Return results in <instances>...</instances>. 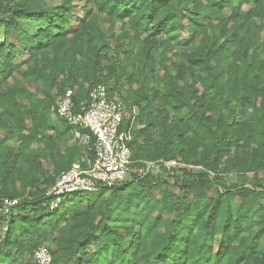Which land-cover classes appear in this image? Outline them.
Returning a JSON list of instances; mask_svg holds the SVG:
<instances>
[{"label":"trees","instance_id":"16d2710c","mask_svg":"<svg viewBox=\"0 0 264 264\" xmlns=\"http://www.w3.org/2000/svg\"><path fill=\"white\" fill-rule=\"evenodd\" d=\"M75 1H0V197L18 198L1 217L0 264H32L45 243L50 264H264V0H78L79 13ZM205 22L212 33L200 30ZM186 32L192 46L178 42L183 51L165 64L161 86L124 97L138 109L129 146L137 166L162 157L202 171L183 169L177 192L159 198L153 176L133 174L132 182L62 195L50 208L46 192L81 146L69 151L70 125L52 120L55 98L78 86L79 107L90 87L118 80L135 60L152 79L153 51ZM120 54L115 66L104 64ZM27 83L43 85L42 96ZM148 92L176 117L160 123L159 141L151 102H141ZM174 140L179 147L168 150ZM208 172L214 180L234 172L242 182L251 172L252 184L212 196Z\"/></svg>","mask_w":264,"mask_h":264},{"label":"built area","instance_id":"2783aa9c","mask_svg":"<svg viewBox=\"0 0 264 264\" xmlns=\"http://www.w3.org/2000/svg\"><path fill=\"white\" fill-rule=\"evenodd\" d=\"M51 109L73 128V138L82 146L85 156L61 171L48 189L46 195L54 197L50 208L58 206L62 195L98 192L101 187L122 182L131 174H143L151 164L135 165L129 143L133 140L138 109L135 104H126L121 93L112 86L95 83L79 107L75 106L73 90L67 88L55 98ZM17 202L18 198L0 197V226L4 222L1 217ZM51 260L45 246L34 250L32 264H50Z\"/></svg>","mask_w":264,"mask_h":264},{"label":"rangeland","instance_id":"374dc122","mask_svg":"<svg viewBox=\"0 0 264 264\" xmlns=\"http://www.w3.org/2000/svg\"><path fill=\"white\" fill-rule=\"evenodd\" d=\"M2 2H10V3H14L15 1L18 0H0ZM43 1V3H45L46 5H56L60 2V0H41ZM82 5L81 1H75L74 5H72L74 12L78 11V13L80 12V6ZM91 9L93 8L92 5L90 6ZM244 8H247L246 6ZM226 15V13L224 14ZM213 23H216L217 21H212ZM24 24V23H23ZM185 24H188V22L185 21ZM25 27L28 28V24H24ZM120 26V22H117L115 25V29H118ZM204 29V31H206V34H210L212 33L211 27L209 26V24L207 22L203 23V25H201L200 30ZM249 34L250 35H254V31L251 28L249 30ZM260 35L262 37V39H264V30L260 32ZM143 38L144 34H141ZM202 35L198 36L195 41H199L200 37ZM160 38L164 39L166 38V35L161 34ZM188 39L189 40V44L190 46H192V38H191V33L190 32H186L183 34H180L178 37L172 39L171 41V45L167 46L166 48H160L159 50L153 51V56H154V72L149 73L150 75H152V79L149 78V76L147 75L149 66L144 67L142 69L141 64L139 63V61L137 62L135 60V66L133 69H126V71H124L118 80H115L114 78L111 79L110 81H108L107 85L108 86H112V88H115L118 92L121 93V95L123 97L128 96L129 92H131L132 90H137L141 87V85L145 84L146 88H150V87H154L156 86H161L159 79L162 77L163 71H164V66L165 64H169L170 61L176 60L177 58H179L181 51H183L182 46H180L178 44V42L181 39ZM163 49V50H162ZM133 54H135L136 52V48H133ZM264 51V50H263ZM264 54V52H262ZM122 54H120V56L118 57L117 62L115 60H113V62H104L105 65H109L111 64L112 66H115L119 59H121ZM19 60V59H17ZM105 72H107V70L105 69ZM147 75V76H146ZM18 81H21V78L18 79ZM189 80L184 81L183 83H189ZM182 83V84H183ZM192 88H194L195 90L198 91V93H201V87L199 84L193 83L191 84ZM25 87H27L29 90H31L33 93H37V96L41 97L42 93H41V88L43 85L39 84V83H27L24 85ZM76 86V85H75ZM87 87V84L84 83L80 89H84ZM67 88H70L73 90V92L78 93L79 91V87L76 86H67ZM142 100V99H141ZM142 104H146L151 102V110H152V115H153V122H154V126L150 127L152 132H151V136L153 139H157V141H159L158 139V135H159V125L160 123L166 122L167 124L172 122L173 120L176 119L175 115L172 113V111L170 110H166L167 112H162L160 111L161 109V104L159 101L155 100L154 97L152 96V94L150 92H148L147 98L143 99ZM52 116L54 117L52 120L56 123L57 125H59V121H57L58 119L55 118L54 114L52 113ZM57 119V120H56ZM29 125V124H28ZM50 134L52 133L51 131H49ZM70 136L69 139L67 140L66 144H71L72 147H69V151H71L73 153V146L79 145L77 143H75L74 138L71 134L67 135ZM148 141V140H146ZM7 146H11L15 152H18L19 150V142L15 141V140H9L6 142ZM178 141L174 140L173 142H171L168 146V150H176L179 145H178ZM80 146V145H79ZM80 153L75 154L76 156L72 159H79L82 156L81 154V146L79 148ZM76 153V152H75ZM71 160V161H72ZM140 162H148L151 163L148 167L145 168V171L143 174H149L150 176H153V182L152 185L150 187L151 192L153 193L154 196L156 197H160L159 191L160 190H165L168 192H171L173 194H175L177 192L178 189V180L179 178L182 176L183 169L184 170H188L190 169L193 173L197 172V171H202V167L198 166V165H194V163H183V162H179L177 159H163L162 157L157 158V159H144V158H139ZM70 161V162H71ZM171 161H175L178 162V164L172 166L169 165ZM68 162V163H70ZM65 163V166L68 164ZM42 166L43 168L47 169V170H52L53 169V165L50 161L48 160H42ZM186 170V171H187ZM189 170V171H190ZM133 171V169H132ZM133 173V172H132ZM208 174L210 175V182H211V186L208 188V192L210 195H214L215 191L221 190L223 188L225 189H229V188H237L240 185H245V186H251L252 181H251V172H247L245 175L248 177V179L245 182H242L240 178L237 177V175L234 172L225 174H218L217 177H219V179L214 180L215 178V174L208 172ZM146 176V175H145ZM133 177V174L129 175L126 177V179L124 181H131ZM134 179V177H133ZM133 181V180H132ZM131 181V182H132ZM17 185H19L17 183ZM101 198H104V196H102ZM46 246H48V243H45ZM44 244L42 246H45Z\"/></svg>","mask_w":264,"mask_h":264},{"label":"crops","instance_id":"0c3cea01","mask_svg":"<svg viewBox=\"0 0 264 264\" xmlns=\"http://www.w3.org/2000/svg\"><path fill=\"white\" fill-rule=\"evenodd\" d=\"M54 116H55V118H57V119H58V118L61 119L60 117H57L56 115H54ZM53 118H54V117H53ZM57 119H56V120H57ZM59 119H58L57 121H59V125H60L59 127H61L62 124H61V122H60ZM56 123H57V122H56ZM68 126H69V125H68ZM69 129H70V130H69V134H71V135L73 136V128H72L71 126H69ZM73 137H74V136H73ZM74 142L77 143L76 141H74ZM69 145L71 146V144H69ZM81 151H82V154H81L82 157L79 158V159H77V160H76V159L72 160L70 163H68V164L64 167V169H66L67 167H69L71 163L76 162V161H78V160L81 161V160L84 158L85 153H84V151H83L82 149H81ZM48 161H49V160H48ZM50 162H51V161H50ZM52 165H53V164H52ZM46 170H47V169H46ZM52 170H53V169H52ZM52 170H47V171L50 173V172H52Z\"/></svg>","mask_w":264,"mask_h":264}]
</instances>
